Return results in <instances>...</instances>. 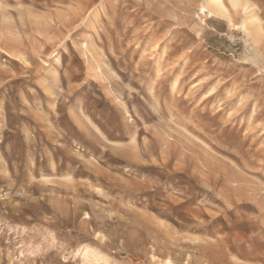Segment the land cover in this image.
Instances as JSON below:
<instances>
[{
	"label": "rangeland",
	"instance_id": "1",
	"mask_svg": "<svg viewBox=\"0 0 264 264\" xmlns=\"http://www.w3.org/2000/svg\"><path fill=\"white\" fill-rule=\"evenodd\" d=\"M204 2L0 0V264H264V37Z\"/></svg>",
	"mask_w": 264,
	"mask_h": 264
},
{
	"label": "bare ground",
	"instance_id": "2",
	"mask_svg": "<svg viewBox=\"0 0 264 264\" xmlns=\"http://www.w3.org/2000/svg\"><path fill=\"white\" fill-rule=\"evenodd\" d=\"M228 1H229L228 3L230 4V6H228L226 0H205L204 5H203V11L208 10V12L212 16L213 15L225 16L229 19L230 23L232 24L234 22L232 15L240 13L242 15V16L240 15L241 18H243L242 27L244 28V30L256 36L255 39L258 38L261 41V39L264 37V24H263L264 22H262L258 13L255 10L251 9L252 7L251 4L249 5V3H242L240 0H228ZM82 48H85L83 49L84 50L83 55H85V62L88 63L90 69L95 70V67H93V64L90 62V55H92L91 53L92 50L90 49L91 50L90 51L89 49H87V46H85V43H83ZM55 170H56V167H55ZM163 264H175V263L173 262L171 258H167V260H165Z\"/></svg>",
	"mask_w": 264,
	"mask_h": 264
}]
</instances>
